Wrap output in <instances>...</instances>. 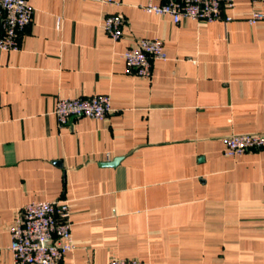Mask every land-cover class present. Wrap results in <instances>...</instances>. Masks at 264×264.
I'll use <instances>...</instances> for the list:
<instances>
[{
    "label": "crops",
    "instance_id": "1",
    "mask_svg": "<svg viewBox=\"0 0 264 264\" xmlns=\"http://www.w3.org/2000/svg\"><path fill=\"white\" fill-rule=\"evenodd\" d=\"M27 1L18 48L0 50V264H15L19 208L57 199L75 242L57 264H264V149L225 156L222 141L264 132V21H246L250 0L209 23L143 9L159 0ZM108 14L124 19L118 40ZM139 38L163 42L149 78L125 73ZM95 94L109 115L58 125L57 97Z\"/></svg>",
    "mask_w": 264,
    "mask_h": 264
},
{
    "label": "built area",
    "instance_id": "2",
    "mask_svg": "<svg viewBox=\"0 0 264 264\" xmlns=\"http://www.w3.org/2000/svg\"><path fill=\"white\" fill-rule=\"evenodd\" d=\"M114 3V0H90ZM253 9L246 21H264V0H250ZM234 0H159L143 6L148 13L169 15L174 23L182 19L198 22L221 20L225 9ZM33 8L27 0H0V50L17 49L19 33L32 20ZM230 17H225L229 20ZM124 19L119 14H108L103 29L113 40L122 36ZM59 24V18L56 25ZM163 42L159 39L139 38L122 52L125 73L139 77L151 76L152 63L165 59ZM113 111L107 94L57 97L54 115L58 125L72 117L104 118ZM223 154L236 156L249 150L264 149V132L234 133L222 138ZM70 210L67 200L31 201L19 208L9 226L11 252L15 264H57L67 252L75 248L71 232ZM108 264H146L133 258L112 257Z\"/></svg>",
    "mask_w": 264,
    "mask_h": 264
},
{
    "label": "water",
    "instance_id": "3",
    "mask_svg": "<svg viewBox=\"0 0 264 264\" xmlns=\"http://www.w3.org/2000/svg\"><path fill=\"white\" fill-rule=\"evenodd\" d=\"M116 161H117V159H114V160H112V161H110V162H106V165H112V164H115Z\"/></svg>",
    "mask_w": 264,
    "mask_h": 264
}]
</instances>
